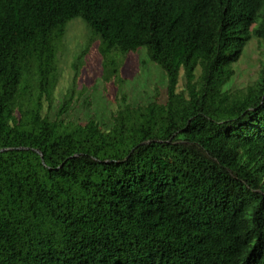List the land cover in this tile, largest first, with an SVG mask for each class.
Masks as SVG:
<instances>
[{"label":"trees","instance_id":"16d2710c","mask_svg":"<svg viewBox=\"0 0 264 264\" xmlns=\"http://www.w3.org/2000/svg\"><path fill=\"white\" fill-rule=\"evenodd\" d=\"M77 18V63L97 40L109 80L144 49L165 101L43 114ZM253 37L264 0H0V264H264V63L226 88Z\"/></svg>","mask_w":264,"mask_h":264},{"label":"rangeland","instance_id":"374dc122","mask_svg":"<svg viewBox=\"0 0 264 264\" xmlns=\"http://www.w3.org/2000/svg\"><path fill=\"white\" fill-rule=\"evenodd\" d=\"M87 42L88 31L82 20H71L58 55L59 77L53 101L43 100V114L51 120L58 118L73 124H83L92 119L106 130L112 125V116L126 104L137 106L165 101L167 85L164 73L148 59L144 49L118 58V76L106 80L97 40L89 45L77 63V57ZM263 63L264 41L253 37L234 65V75L226 88L231 92L246 91L256 82ZM183 86L181 73L178 91ZM71 89L74 93L69 110L58 116L60 104Z\"/></svg>","mask_w":264,"mask_h":264}]
</instances>
